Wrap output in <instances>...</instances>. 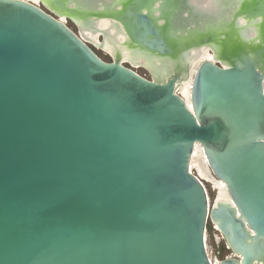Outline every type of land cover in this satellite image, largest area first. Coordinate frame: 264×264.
Segmentation results:
<instances>
[{"label":"water","instance_id":"water-1","mask_svg":"<svg viewBox=\"0 0 264 264\" xmlns=\"http://www.w3.org/2000/svg\"><path fill=\"white\" fill-rule=\"evenodd\" d=\"M40 1L0 0V264H213L209 223L219 264H264V0ZM57 15L113 21L168 79ZM197 145L228 193L212 207Z\"/></svg>","mask_w":264,"mask_h":264},{"label":"bare ground","instance_id":"bare-ground-1","mask_svg":"<svg viewBox=\"0 0 264 264\" xmlns=\"http://www.w3.org/2000/svg\"><path fill=\"white\" fill-rule=\"evenodd\" d=\"M24 1H31L40 7L42 4L40 0H24ZM190 2H192L193 5H196L198 9L200 8L203 9L204 11L211 10L213 6L212 0H190ZM56 18L60 21H63L66 24L67 22L70 21L68 20V18L62 15H57ZM242 22L244 21L242 20ZM73 24L78 29L77 34H79V36L82 37L85 41H88L90 44H93V46H95L97 50L105 52L112 58L116 57L117 52H120L122 62L124 64L132 65L134 71L138 68H145L146 70L149 71V73L152 72L154 79L156 80L163 81L168 79L169 76L167 74H165L163 78L160 76V73L157 72V69L161 67V63L159 61L154 60L152 63L146 57L132 53L131 51L127 50L122 46V43L126 38L125 34L123 31L117 32L118 29H116L115 27L116 25L113 21L109 19H101V20L94 19L91 20L90 24L88 25H84L81 22L73 23ZM103 36H105L104 41L102 40ZM205 60H212L214 62H218L215 56L206 48L199 51H192L188 55V62H189L188 64L190 66L189 68L191 72V77L194 75L198 65ZM191 77L189 79L187 78L183 79L177 84L178 93L186 100L189 107H192ZM191 170L192 171L196 170L197 174L203 180H207L209 183H211L214 186L215 190L217 191L214 202L211 203L209 201L211 207L213 205H217L218 201L220 200L228 199V193L226 191L224 184L216 181L210 176L209 168L207 166L202 147L199 145L196 146V149L194 151V158L191 163ZM206 238H207V234H206ZM211 261L213 264L215 263L219 264L218 261L215 262L212 259Z\"/></svg>","mask_w":264,"mask_h":264},{"label":"rangeland","instance_id":"rangeland-1","mask_svg":"<svg viewBox=\"0 0 264 264\" xmlns=\"http://www.w3.org/2000/svg\"><path fill=\"white\" fill-rule=\"evenodd\" d=\"M41 7L47 11V9H45L42 5H41ZM67 24L73 31L78 33V29L73 24V22L69 21V22H67ZM93 49L99 55V57H101L104 61L111 62L112 58L108 54H106L103 51H99L96 48H93ZM126 66L131 67V65H129V64H126ZM135 71L138 74H140L141 76H143L147 79H151V75H150L149 71L146 70L145 68H138ZM205 181H207V180H205ZM205 187L208 191L210 202L211 203L214 202L217 191L215 190L214 186L211 183L209 184V182L208 183L205 182ZM206 234H207V238H206L207 250L209 252L210 258L213 261H220V260L232 255V252L228 249L226 243L223 240H218L219 235L214 230L213 225L211 223L208 224Z\"/></svg>","mask_w":264,"mask_h":264},{"label":"built area","instance_id":"built-area-1","mask_svg":"<svg viewBox=\"0 0 264 264\" xmlns=\"http://www.w3.org/2000/svg\"><path fill=\"white\" fill-rule=\"evenodd\" d=\"M214 228V227H213ZM214 230H215V228H214ZM216 231V230H215ZM217 232V231H216ZM218 233V232H217ZM218 235H219V233H218ZM218 240H222V238H221V236L219 235V238H218Z\"/></svg>","mask_w":264,"mask_h":264}]
</instances>
